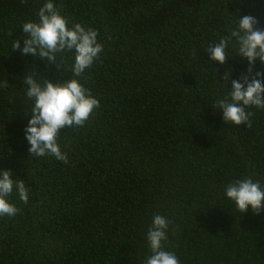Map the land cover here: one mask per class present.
I'll return each instance as SVG.
<instances>
[{"label":"trees","instance_id":"16d2710c","mask_svg":"<svg viewBox=\"0 0 264 264\" xmlns=\"http://www.w3.org/2000/svg\"><path fill=\"white\" fill-rule=\"evenodd\" d=\"M43 2L0 0V169L30 192L27 204L10 197L19 211L0 217V264H142L157 214L171 221L165 248L180 264H264V209L240 213L223 195L243 176L264 183V110L249 109L251 127L214 114L222 90L204 52L239 12L264 30V2L55 0L103 45L80 78L99 108L57 136L67 163L30 156L23 132L25 72L37 65L57 78L11 44ZM213 67L236 78L246 64L234 56Z\"/></svg>","mask_w":264,"mask_h":264},{"label":"clouds","instance_id":"9594fccd","mask_svg":"<svg viewBox=\"0 0 264 264\" xmlns=\"http://www.w3.org/2000/svg\"><path fill=\"white\" fill-rule=\"evenodd\" d=\"M35 15L36 19L22 23L23 35L12 41V48L41 61L45 73L54 68L57 78L48 79L37 65L25 72L21 85L30 110L24 138L30 156L52 157L67 163V154L57 136L61 129L83 127L99 108V100L80 78L99 60L103 45L98 41L97 30L70 21L56 7L55 0H44ZM258 24L256 17L239 12L227 34L210 41L204 49L210 69L208 77L222 90L210 106L214 114L220 113L222 121L232 126L251 127L249 109L264 110V71L255 70L257 62L264 67V30ZM233 51L246 64L236 78L232 75L234 68L221 74L213 67L223 66L234 57L230 54ZM66 55L70 63L65 60ZM69 72L68 78L63 79ZM13 195L27 204L30 192L22 179L13 178L10 169H0V217H12L19 211L10 201ZM223 195L240 213L250 209L259 214L264 209V183L253 176L234 179L224 186ZM170 223L164 215L151 218L144 237L148 253L142 264H180L177 255L165 248Z\"/></svg>","mask_w":264,"mask_h":264}]
</instances>
